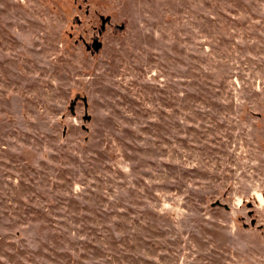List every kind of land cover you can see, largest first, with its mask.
<instances>
[{"label":"rangeland","instance_id":"obj_1","mask_svg":"<svg viewBox=\"0 0 264 264\" xmlns=\"http://www.w3.org/2000/svg\"><path fill=\"white\" fill-rule=\"evenodd\" d=\"M0 264H264V0H0Z\"/></svg>","mask_w":264,"mask_h":264},{"label":"water","instance_id":"obj_2","mask_svg":"<svg viewBox=\"0 0 264 264\" xmlns=\"http://www.w3.org/2000/svg\"><path fill=\"white\" fill-rule=\"evenodd\" d=\"M94 51H97L98 49H100L101 47V42H99L98 40H93V42L91 43L90 46Z\"/></svg>","mask_w":264,"mask_h":264}]
</instances>
